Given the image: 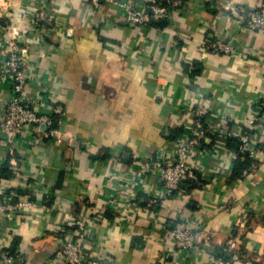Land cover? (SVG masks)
I'll list each match as a JSON object with an SVG mask.
<instances>
[{
    "label": "crops",
    "instance_id": "obj_1",
    "mask_svg": "<svg viewBox=\"0 0 264 264\" xmlns=\"http://www.w3.org/2000/svg\"><path fill=\"white\" fill-rule=\"evenodd\" d=\"M115 1L0 0V50L18 35L25 97L63 113L49 129L27 128L14 156L0 134V173L11 170L0 191L23 204L0 213V253L16 244L22 264H56L83 217V254L100 264H213L232 237L236 264H264V33L238 20L264 0H182L144 27ZM37 12L49 21L35 23ZM218 41L232 52L202 53ZM10 93L0 78V122ZM209 127L189 159L197 181L166 196L141 165ZM235 135L248 137L252 164L230 180ZM175 226L193 231V249L175 246Z\"/></svg>",
    "mask_w": 264,
    "mask_h": 264
},
{
    "label": "built area",
    "instance_id": "obj_2",
    "mask_svg": "<svg viewBox=\"0 0 264 264\" xmlns=\"http://www.w3.org/2000/svg\"><path fill=\"white\" fill-rule=\"evenodd\" d=\"M115 3L121 9L126 23L129 26L144 27L151 23H157L168 19L173 13L178 11L181 0H117ZM94 9H100L99 0H92ZM238 20L247 29L254 32L264 33V2L255 9L240 8ZM38 21H49L43 12H37L35 23ZM14 36V35H13ZM3 39V47L0 50V78L9 81L11 93L7 98L3 109L4 119L0 122V134L7 147V155L14 156V142L27 129L38 128L43 125L46 129L58 123L62 111L51 103L47 106L45 113L38 112L37 101L25 97V77L23 72V57L20 50L16 48L18 35ZM205 55L209 51L214 53L229 54L232 47L224 42H210L203 45L201 49ZM55 115L57 119H55ZM211 127L204 130L199 128L191 131L178 141L171 154L161 152L150 162L143 163L141 169H154L157 171L162 189L166 196L186 195L189 190L188 183L198 179L197 172L190 165V156L193 149L199 145L200 140L205 139V134L211 132ZM55 131L52 132L54 134ZM240 142V151L250 150L248 137L245 135H235ZM0 213L16 212L23 204L12 205L15 194L0 191ZM75 239L64 241L56 253V264H100L94 257L84 256L80 241L85 237L86 222L83 217L74 221ZM171 237L175 246L181 250H191L194 247L195 236L191 229L175 226L171 231ZM241 253V241L238 237H232L225 244L219 256L215 258L213 264H236ZM18 253L11 255L4 251L0 253L1 264H15L21 261ZM107 262V261H106ZM105 263V262H104Z\"/></svg>",
    "mask_w": 264,
    "mask_h": 264
},
{
    "label": "trees",
    "instance_id": "obj_3",
    "mask_svg": "<svg viewBox=\"0 0 264 264\" xmlns=\"http://www.w3.org/2000/svg\"><path fill=\"white\" fill-rule=\"evenodd\" d=\"M55 119H57L56 115H55ZM180 132L181 130L178 129V131H176L174 135L176 136V134ZM226 144H227V148H230L236 152V158L233 163V170L230 176V180H237L250 170L252 160L250 159L247 152L240 151V142L238 138L235 137L234 139H229ZM10 172L11 170H9L8 167H4L1 169L0 174L3 177H8ZM15 245L16 244L12 246L11 250H7L6 252L10 253L11 255H14L15 252H13V250L16 247ZM15 264H22V263L20 261H16Z\"/></svg>",
    "mask_w": 264,
    "mask_h": 264
}]
</instances>
